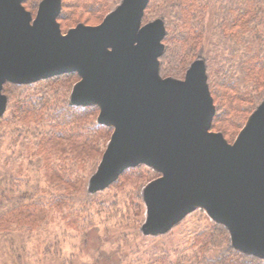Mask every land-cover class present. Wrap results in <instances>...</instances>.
<instances>
[{"label":"trees","instance_id":"16d2710c","mask_svg":"<svg viewBox=\"0 0 264 264\" xmlns=\"http://www.w3.org/2000/svg\"><path fill=\"white\" fill-rule=\"evenodd\" d=\"M40 1L23 5L35 16ZM120 2L62 0L61 30L98 25ZM158 18L166 28L161 75L183 79L204 57L216 105L211 130L232 143L264 98V0H149L142 23ZM80 79L68 72L3 86L0 262L78 264L95 240L89 264H264L236 250L228 229L202 210L166 235H143L142 190L160 176L151 167H130L105 189L88 190L114 129L99 122L98 106L70 101Z\"/></svg>","mask_w":264,"mask_h":264},{"label":"water","instance_id":"95a60500","mask_svg":"<svg viewBox=\"0 0 264 264\" xmlns=\"http://www.w3.org/2000/svg\"><path fill=\"white\" fill-rule=\"evenodd\" d=\"M148 3L123 0L100 24L63 33L62 0H41L35 17L23 0H0V121L5 83L77 72L70 101L98 106L99 122L114 129L90 190L145 164L161 174L143 189L145 234L203 208L234 247L264 259V101L234 143L211 131L216 106L204 62L182 80L160 75L166 28L160 19L142 26Z\"/></svg>","mask_w":264,"mask_h":264},{"label":"rangeland","instance_id":"374dc122","mask_svg":"<svg viewBox=\"0 0 264 264\" xmlns=\"http://www.w3.org/2000/svg\"><path fill=\"white\" fill-rule=\"evenodd\" d=\"M123 0H121V2H122ZM120 2V3H121ZM119 3V4H120ZM118 4V5H119ZM118 5L115 7V8H117L118 7ZM114 8V9H115ZM113 9V10H114ZM112 10V11H113ZM111 11V12H112ZM110 13V12H109ZM108 13V14H109ZM107 14V15H108ZM106 15V16H107ZM105 16V17H106ZM104 17V18H105ZM103 18V19H104ZM158 19H160V20H162L163 22H164V19H162V18H158ZM156 20V19H155ZM151 21H154V20H151ZM151 21H149V22H151ZM149 22H147V23H149ZM146 23V24H147ZM80 24V23H79ZM88 24H93V23H88ZM87 24V25H88ZM143 24V23H142ZM78 25V24H77ZM76 25V26H77ZM74 28V27H73ZM69 30V29H68ZM67 30V31H68ZM67 31L65 32V33H67ZM165 45V44H164ZM197 59H199V60H201L202 62H204V65H205V70H206V76H207V79H208V71H207V65H206V61H205V58L204 57H202V56H198L197 58H196V60ZM195 60V61H196ZM159 73H160V67H159ZM160 75H161V73H160ZM162 76V75H161ZM163 77V76H162ZM164 78V77H163ZM174 78V77H173ZM185 78V77H184ZM183 78V79H184ZM177 79H179V78H177ZM182 80V79H181ZM9 100V99H8ZM263 101H264V98L262 99V101L260 102V104L259 105H257L256 107H255V109L252 111V113H250L249 115H248V117H247V121L249 120V118H250V116L256 111V109L263 103ZM216 106V105H215ZM247 121L245 122V124H244V126L242 127V129L240 130V132L238 133V135L241 133V131L245 128V126H246V124H247ZM223 126H227L225 123L223 124ZM217 127H219V125L217 126ZM221 128V127H220ZM211 131H213V132H221V131H214V130H211ZM227 132H228V134L230 133V132H232V129L231 128H229V129H227ZM222 133V132H221ZM230 135V134H229ZM238 135L236 136V138L234 139V141L232 142V143H234L235 141H236V139H237V137H238ZM141 165H145V164H141ZM99 166H100V164H99ZM147 166V165H146ZM149 167V166H148ZM99 168V167H98ZM152 168V167H151ZM153 169V168H152ZM98 170V169H97ZM154 170V169H153ZM156 171V170H155ZM161 175V174H160ZM92 177V176H91ZM91 177L89 178V182H88V190L89 191H91V192H97V191H101V190H95V191H92V190H90V182H91ZM105 189V188H104ZM144 189V188H143ZM142 195H143V199H144V194H143V190H142ZM144 202H145V200H144ZM198 211L199 210H202L209 218V222H215V223H219V222H217L213 217H211L210 215H208V212L205 210V209H203V208H200V209H197ZM197 210H195V211H197ZM195 211H193V212H195ZM193 212H191V213H189L187 216H185L184 218H182L178 223H176L175 225H173L170 229H168L166 232H162V233H157V234H145L143 231V227H144V225H145V223H146V221H147V206H146V203H145V218H144V221H143V223H142V225H141V227H140V230H141V232H142V234L143 235H145V236H159V235H166V234H168V233H170V232H172V231H174V230H176V228L178 227V225L186 218V217H188V216H191L192 215V213ZM222 224V223H221ZM222 225H224V224H222ZM225 226V225H224ZM226 227V226H225ZM227 228V227H226ZM228 229V228H227ZM228 232H229V234H230V241H231V244H232V246L234 247V245H233V243H232V237H231V233H230V231H229V229H228ZM96 247V241L95 240H90V242H89V244H88V246H87V248L85 249V251H84V254H82V257H81V259L79 260V262H78V264H89L90 263V261H91V257H92V255H93V253H94V248ZM236 250H238V251H240V252H242L241 250H239L238 248H236V247H234ZM242 253H245V252H242ZM246 254H248V253H246ZM252 255V254H251ZM2 258H6V263L7 264H17V262H12L11 261V259L9 258V257H3V256H1ZM256 257H258V256H256ZM258 258H260V257H258ZM261 259H263V258H261ZM264 260V259H263ZM3 261V260H2ZM0 264H3V263H1L0 262ZM92 264V263H91Z\"/></svg>","mask_w":264,"mask_h":264}]
</instances>
